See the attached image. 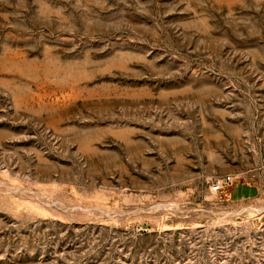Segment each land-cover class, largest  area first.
Listing matches in <instances>:
<instances>
[{
	"label": "rangeland",
	"instance_id": "374dc122",
	"mask_svg": "<svg viewBox=\"0 0 264 264\" xmlns=\"http://www.w3.org/2000/svg\"><path fill=\"white\" fill-rule=\"evenodd\" d=\"M0 264H264V0H0Z\"/></svg>",
	"mask_w": 264,
	"mask_h": 264
},
{
	"label": "built area",
	"instance_id": "2783aa9c",
	"mask_svg": "<svg viewBox=\"0 0 264 264\" xmlns=\"http://www.w3.org/2000/svg\"><path fill=\"white\" fill-rule=\"evenodd\" d=\"M232 181V176L229 174H224L220 178L215 180V183L210 185V189L212 191H219L224 187L228 186V184ZM261 225V224H260Z\"/></svg>",
	"mask_w": 264,
	"mask_h": 264
}]
</instances>
